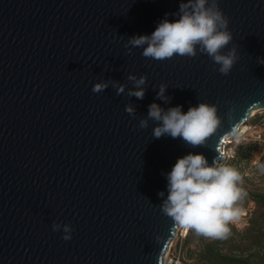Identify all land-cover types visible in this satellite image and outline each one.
<instances>
[{"label":"water","instance_id":"1","mask_svg":"<svg viewBox=\"0 0 264 264\" xmlns=\"http://www.w3.org/2000/svg\"><path fill=\"white\" fill-rule=\"evenodd\" d=\"M180 2L0 0V264H163L177 226L159 207L166 174L189 152L211 164L221 139L264 109V0H218L233 35L223 52L239 57L227 76L199 52H129V38L178 19ZM129 74L147 76L142 100L127 95ZM108 80L125 93L92 92ZM161 83L170 103L156 98ZM153 102L215 104L221 123L195 148L155 139L151 120L138 126ZM53 223L71 225L72 239Z\"/></svg>","mask_w":264,"mask_h":264},{"label":"clouds","instance_id":"2","mask_svg":"<svg viewBox=\"0 0 264 264\" xmlns=\"http://www.w3.org/2000/svg\"><path fill=\"white\" fill-rule=\"evenodd\" d=\"M167 15L151 35L129 38L125 45L129 52L133 48H142L143 57L157 61L174 56L192 58L199 52L219 66L220 74H230L239 57L235 46L223 52L233 35L229 30V18L219 7L218 0H181L178 12L173 14L178 19L170 21ZM257 61L264 64V57H258ZM127 79L133 85L127 95L142 100L147 76L138 78L129 74ZM109 84L116 89L117 96L125 93L126 85L113 80L95 83L92 92L101 93ZM167 88L161 83L156 96L164 103L171 101V97L165 95ZM125 111L135 117L136 109L132 104L126 105ZM150 120L155 124L153 138H180L193 148L205 145L221 123L217 106L206 102L189 107L187 112L182 111L181 105L165 110L153 102L146 117L140 119L139 128H148ZM222 159L221 153L210 164L202 153L189 152L178 158L166 174L168 194L159 207L175 225L194 230L206 238L223 239L229 235V224L241 217L240 202L246 192L240 186L243 182L240 172L222 163ZM261 167L264 170V166ZM158 196L163 198L165 193L161 191ZM52 230L62 231L65 241L72 239L73 229L69 224L53 223Z\"/></svg>","mask_w":264,"mask_h":264},{"label":"rangeland","instance_id":"3","mask_svg":"<svg viewBox=\"0 0 264 264\" xmlns=\"http://www.w3.org/2000/svg\"><path fill=\"white\" fill-rule=\"evenodd\" d=\"M252 112V111H251ZM261 117H264V110L256 111L255 114L251 115L249 114V117L246 121L247 125H251V128L248 129L245 136L246 138L242 140L238 145H242L239 149L237 148L238 145L235 147L234 153L237 154L238 152L246 151L249 147H253V150H250V159L249 162H241V164L236 168L242 178L243 182L240 185L243 190H249L252 192H264V170H262L261 166H264V134H262L261 138L256 139V131L253 128V126L259 121ZM264 133V132H262ZM253 141H257L254 143ZM234 154V155H235ZM247 201V206L245 209H242L243 213H241V217L237 222L231 223L236 226V228L241 233V239L236 237V243H239V250L237 252H240L241 248L245 247L246 239L243 238V234L245 233V230L250 225V218L254 217L257 219V226L260 227V232L264 233V209L258 208L257 205L249 200L247 196L244 197V199L240 202L243 203ZM184 228L176 226L175 235L179 236L181 233L183 234ZM185 231V230H184ZM191 229H188L185 233L184 237L181 239L179 238L177 241L175 240V236L169 241L168 246L171 242L172 249L169 256H166V251L163 254V264H169V257L172 254H175V249L180 248V259L184 264H202L201 262L197 261V253L200 249L201 243L198 242V240L194 239V234H191L192 239L189 243L185 244L184 239L189 233ZM193 231V230H192ZM180 237V236H179ZM261 239H264V237H260ZM207 240H211L213 238H206ZM261 242H264V240H261ZM264 245V244H262ZM174 246V247H173ZM262 249H264V246H261ZM167 250V248H166ZM223 251H226L224 248ZM175 260V258H174ZM172 264L174 262L172 261Z\"/></svg>","mask_w":264,"mask_h":264},{"label":"trees","instance_id":"4","mask_svg":"<svg viewBox=\"0 0 264 264\" xmlns=\"http://www.w3.org/2000/svg\"><path fill=\"white\" fill-rule=\"evenodd\" d=\"M256 143L257 141H253ZM242 145H238V149ZM250 150L253 147H249L246 151L238 152L233 158L228 160L225 164L229 166L238 167L241 162H249ZM249 200L253 201L258 208L264 209V192H252L244 190ZM247 201L240 203V207L245 209ZM257 219L254 217L250 218V225L245 230L243 238L246 239L245 247L239 250V243H236V237L241 239V233L234 224H229L230 233L226 238L223 239H211L207 240L206 237L196 234L193 230L187 233L184 243L187 244L191 241L194 234V239L201 243L200 249L197 253V261L202 264H264V242H261L260 237H264V233L260 232V227L257 226ZM224 248L226 251H223Z\"/></svg>","mask_w":264,"mask_h":264},{"label":"built area","instance_id":"5","mask_svg":"<svg viewBox=\"0 0 264 264\" xmlns=\"http://www.w3.org/2000/svg\"><path fill=\"white\" fill-rule=\"evenodd\" d=\"M260 110H264V109H260ZM245 124V125H243ZM243 124H240L238 126V128L236 129V131L231 134V135H227L226 137L222 138L221 139V144L217 147L219 152L223 154V159H222V163H226L228 160H230L231 158L234 157V150H235V147L240 143L242 142V140H244L246 138L245 134L246 132L248 131V129L251 128V125H247L246 122L243 123ZM248 127V129L246 131H242L243 127ZM253 128L255 129L256 131V139L257 138H261L262 132H264V117H261L259 119V121L253 126ZM186 232H184L183 234L181 233L179 236L175 235V240L177 241L179 238H183L184 235H185ZM173 242H171L169 244V246H167V250H166V256H169L170 255V252H171V249H172V244ZM174 247V246H173ZM180 248L178 249H175V254H172L170 257H169V261L168 263L169 264H172V261L174 262V264H184V262L181 261L180 259ZM175 258V260H174Z\"/></svg>","mask_w":264,"mask_h":264},{"label":"bare ground","instance_id":"6","mask_svg":"<svg viewBox=\"0 0 264 264\" xmlns=\"http://www.w3.org/2000/svg\"><path fill=\"white\" fill-rule=\"evenodd\" d=\"M256 111H258V109H253L252 112H251V115L255 114ZM243 125H245V124H243ZM247 129H248L247 126H246V127H243L242 131L244 132V131H246ZM242 213H243V211H242ZM184 230H185V231H184ZM184 230H183V232H187L188 229H187V230L184 229Z\"/></svg>","mask_w":264,"mask_h":264}]
</instances>
